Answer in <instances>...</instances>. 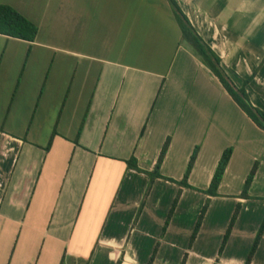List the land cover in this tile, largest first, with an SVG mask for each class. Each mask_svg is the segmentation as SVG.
<instances>
[{
	"label": "crops",
	"instance_id": "0c3cea01",
	"mask_svg": "<svg viewBox=\"0 0 264 264\" xmlns=\"http://www.w3.org/2000/svg\"><path fill=\"white\" fill-rule=\"evenodd\" d=\"M176 2L236 85L248 80L252 103L264 110V0ZM0 5L38 27L33 39L0 33V264H93L95 257L148 264L157 243L153 264H180L186 252V264H212L225 232L205 236L213 207L229 217L239 202L218 264H245L259 227L243 224L264 214V130L182 41L169 0ZM167 140L166 178L146 194ZM196 147L188 186L181 185ZM229 147L218 196L189 248L195 224L191 234L179 225L197 216ZM207 246L211 256L200 252ZM165 250L181 260L171 262ZM251 264H264V235Z\"/></svg>",
	"mask_w": 264,
	"mask_h": 264
},
{
	"label": "trees",
	"instance_id": "16d2710c",
	"mask_svg": "<svg viewBox=\"0 0 264 264\" xmlns=\"http://www.w3.org/2000/svg\"><path fill=\"white\" fill-rule=\"evenodd\" d=\"M169 2L172 5L176 17L178 19V22L180 24L181 32H182V41L186 43L188 46H190L200 56L203 63L215 74V76L222 83V85L230 94V96L233 98V100L240 106V108L248 115L249 118H251L260 128L264 130V110L256 107L252 103L250 99V95L246 88L248 84V80H245L242 86L240 87L237 86L236 83L232 80V78L223 69L221 65V58L204 42L202 37L197 33L192 23L190 22L186 14L182 11L176 0H169ZM37 32H38V27L29 19H27L24 15L19 13L11 6L0 5V33L7 34L10 36L20 37V38L33 39L35 38ZM169 144H170L169 140H167L164 143L154 169L152 171H148V175L150 176L151 181L148 186V190L146 194H148L151 185L156 178L158 177L166 178L161 174L160 168L166 156ZM198 150L199 147H196L190 158V161L188 163V166L184 174V178L180 181L181 185L188 186V178L196 161ZM232 153H233V149L231 147L224 150L217 164L209 188L203 191L207 195V198L198 214L194 229L190 236L189 248L192 247V244L196 240L201 230L202 224L209 210L212 197L218 196V189L224 177L226 168L230 162ZM134 160L133 159L130 160L129 164L133 166V168H135L136 170L143 171ZM256 171H257V164L253 166L249 175L246 178L244 188L241 193L242 198L249 197L248 192L251 183L255 177ZM180 194H181V190H179L173 202V205L167 215V218L164 222L161 232L162 236L165 234L169 226V223L174 215V211L176 209ZM241 209H242V203L239 202L236 204L234 211L232 212L229 223L226 227L224 235L219 244L215 260L212 264H218L221 256L223 255V252L229 241V238L234 229L236 221L239 217ZM263 235H264V219L258 229L254 242L246 258L245 264H251L252 259L258 249V246L260 244ZM158 248H159V243L155 245L154 250L148 261V264L154 263V260L156 259L157 256ZM188 257H189V253L186 252L182 257L180 264H186ZM121 262L122 259L118 260L116 264H121Z\"/></svg>",
	"mask_w": 264,
	"mask_h": 264
},
{
	"label": "rangeland",
	"instance_id": "374dc122",
	"mask_svg": "<svg viewBox=\"0 0 264 264\" xmlns=\"http://www.w3.org/2000/svg\"><path fill=\"white\" fill-rule=\"evenodd\" d=\"M220 208L223 210L222 212L220 211ZM224 209L225 208L222 207V206H219L218 203H217L216 206L213 207L212 215H211V217L209 218V220L207 222L208 223L207 225H208L209 228L205 231V236L207 237V239L212 238L213 236H216V233L218 232V230H220V231H222V229H223V231L226 230L225 227H227V225L229 223V220L231 218L232 213H230L229 214V217H228V214H226V211ZM200 210L197 211V213H196L197 216H198ZM233 211L234 210H232V212ZM187 215H188L187 216L188 219H184L183 220V223H180L179 226H181V227L183 226V228H186V231H184L185 233L191 234L190 232L192 231V228H193V225L195 224V221H196L197 216H194L193 215V212H191V213H189ZM183 217L185 218V216H183ZM250 218H247L246 217L245 224H243V228H245L246 226L249 227V225H251L252 229L253 228L260 227L259 224L261 225V223H262V221L264 219V214L262 213L261 215H259V217L256 216L255 218H252L251 220H250ZM225 222H226V226H225ZM200 252L202 254L207 255V256L208 255L211 256L213 254L212 248L211 247L209 248L208 246L207 247H204V248H201L200 249ZM182 255L183 254H181V253H173V252L168 251V250H165L163 252V254H162V256L169 258L171 260V262H174V263H176V261L178 259L181 260ZM83 264H87V263H83ZM93 264H110V263L107 262L104 257L102 259H100L99 257L98 258L95 257Z\"/></svg>",
	"mask_w": 264,
	"mask_h": 264
}]
</instances>
